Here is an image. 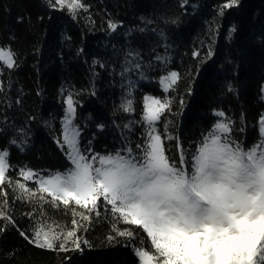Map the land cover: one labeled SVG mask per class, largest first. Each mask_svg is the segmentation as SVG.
<instances>
[{
	"label": "trees",
	"instance_id": "trees-1",
	"mask_svg": "<svg viewBox=\"0 0 264 264\" xmlns=\"http://www.w3.org/2000/svg\"><path fill=\"white\" fill-rule=\"evenodd\" d=\"M83 2L90 6L88 11L79 10L73 18L66 8L49 9L43 0H0V45L18 53L19 64L14 70L5 69L2 77L11 81L7 96L20 101L7 110L9 126L0 125L4 127L0 149L9 150V164L14 166L10 177L19 178L17 170L24 166L44 175L66 169L54 138L62 132L68 93L78 101L76 122L82 129V145L91 139L101 153L120 147L113 121L122 127L129 120H140L147 95L172 99L169 132L185 149L215 123L217 110L231 117L236 128H246L244 133H233L245 146L255 139L251 126L264 113V0H239L223 15L219 9L227 0H188L187 6H182L183 0ZM109 20L119 22L116 32L108 28ZM129 52L139 53L136 62L142 67L122 77L124 68L131 67L126 65V59H133ZM195 52L200 55L194 56ZM170 71L179 72L181 79L166 94L158 81ZM141 73L147 78L142 79ZM129 81L135 85L131 97ZM229 85L234 91L228 90ZM126 98L134 100L135 112L120 110ZM100 123L107 125L103 131L96 127ZM21 128L26 136L18 133ZM140 131L135 128L134 141ZM12 139L18 143L27 139L24 151L10 144ZM176 143L165 142L169 155H175ZM28 186L33 187L31 182ZM15 195L8 190L13 218L27 229L31 221L23 214L33 211L34 205L15 200ZM44 208L49 222L70 226V210L47 204ZM101 213L87 232L78 233L91 244L82 245V252L39 250L9 226L0 235V264H138L133 247L141 246L140 237L131 242L118 237L110 243L112 221L103 209ZM143 246L148 247L147 240Z\"/></svg>",
	"mask_w": 264,
	"mask_h": 264
},
{
	"label": "snow or ice",
	"instance_id": "snow-or-ice-1",
	"mask_svg": "<svg viewBox=\"0 0 264 264\" xmlns=\"http://www.w3.org/2000/svg\"><path fill=\"white\" fill-rule=\"evenodd\" d=\"M43 3L49 9L66 8L73 18L79 10L87 12L90 7L83 0H43ZM238 4L239 0H227L219 14ZM187 5L188 0H183L182 6ZM118 27L119 22L108 21L111 32ZM231 31L235 32V27ZM211 55L209 51V59ZM128 56L133 58L126 59V65L131 67L124 68L122 77L142 67L136 62L139 53L129 52ZM17 57L18 53L10 46L0 45L3 126H9L7 110L20 103L19 99L13 101L7 96L11 81L6 83L2 79L5 69L19 67ZM141 78L147 77L141 73ZM180 79L179 72L170 71L158 83L168 93ZM129 85L127 96L131 97L135 85L131 81ZM228 90L234 91L231 85ZM261 92L264 100V86ZM64 103L62 132L54 138L68 165L63 172L42 175L24 166L17 170L19 178L14 180L8 175L14 167L9 164V151L0 149V221L4 222L0 235L11 226L39 250L82 252V245L91 247V244L78 233L87 232L103 209L105 218L112 221L114 235L107 237L110 243L118 237L129 242L140 237L141 246L133 247L138 264H264V113L251 126L256 137L247 146L243 139L233 135L244 133L246 128H236L231 117L217 110L216 122L201 133L190 149H185L179 138L169 132L171 121L167 115L172 113V99L147 95L143 98L140 120H129L122 127L113 121L120 147L101 153L95 151L91 139L81 144L82 129L76 123L78 101L69 93ZM179 103L183 107V99ZM133 105L134 100L126 98L120 110L133 113ZM96 127L103 131L107 125L100 123ZM136 127L141 131L134 141ZM3 131L4 127H0V133ZM17 131L27 135L23 128ZM166 141L177 142L178 155H169ZM9 143L24 151L27 139L21 143L12 139ZM9 189L16 193L15 200L34 205L33 211L23 214L31 221L27 229L20 228L13 218L7 199ZM46 204L70 210V226L49 222ZM145 240L147 248L143 246Z\"/></svg>",
	"mask_w": 264,
	"mask_h": 264
},
{
	"label": "rangeland",
	"instance_id": "rangeland-1",
	"mask_svg": "<svg viewBox=\"0 0 264 264\" xmlns=\"http://www.w3.org/2000/svg\"><path fill=\"white\" fill-rule=\"evenodd\" d=\"M264 86V85H263ZM161 88V87H160ZM161 90L163 91V89L161 88ZM164 92V91H163ZM170 92V91H169ZM168 92V93H169ZM168 93H166V94H168ZM69 94V93H68ZM70 94H72V93H70ZM261 96H262V92H261ZM66 98V97H65ZM261 101L262 102H264V100H262L261 99ZM65 104V103H64ZM66 108V104H65V107H64V109ZM215 116V115H214ZM215 118H216V120L218 119L216 116H215ZM63 119V118H62ZM62 121V120H61ZM216 122V121H215ZM77 123V122H76ZM159 127V126H158ZM61 128H62V125H61ZM168 142V141H167ZM173 142V141H172ZM172 142H168L169 144H171ZM82 144V143H81ZM8 150V149H7ZM9 151V150H8ZM175 155H178V151H177V148H176V150H175ZM61 172H63V171H61ZM51 174V173H50ZM42 175H44V174H42ZM32 183V182H31Z\"/></svg>",
	"mask_w": 264,
	"mask_h": 264
}]
</instances>
